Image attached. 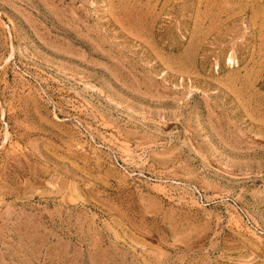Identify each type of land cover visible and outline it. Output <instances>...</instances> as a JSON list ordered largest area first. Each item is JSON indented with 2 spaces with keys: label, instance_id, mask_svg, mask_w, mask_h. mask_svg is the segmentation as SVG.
<instances>
[{
  "label": "rangeland",
  "instance_id": "374dc122",
  "mask_svg": "<svg viewBox=\"0 0 264 264\" xmlns=\"http://www.w3.org/2000/svg\"><path fill=\"white\" fill-rule=\"evenodd\" d=\"M0 264H264V0H0Z\"/></svg>",
  "mask_w": 264,
  "mask_h": 264
},
{
  "label": "bare ground",
  "instance_id": "6f19581e",
  "mask_svg": "<svg viewBox=\"0 0 264 264\" xmlns=\"http://www.w3.org/2000/svg\"><path fill=\"white\" fill-rule=\"evenodd\" d=\"M236 61H237V60H236ZM230 62H231V63H232V62H233V63L235 62V60L233 59V57H230V58H229V63H230Z\"/></svg>",
  "mask_w": 264,
  "mask_h": 264
}]
</instances>
